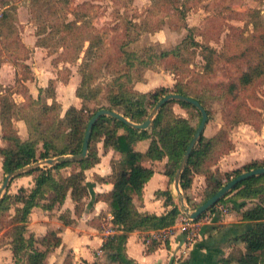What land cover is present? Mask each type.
<instances>
[{
  "label": "rangeland",
  "instance_id": "obj_1",
  "mask_svg": "<svg viewBox=\"0 0 264 264\" xmlns=\"http://www.w3.org/2000/svg\"><path fill=\"white\" fill-rule=\"evenodd\" d=\"M5 8L9 17L2 20ZM263 33L264 0H0V98L15 104L12 114L18 118L32 112L37 115L43 103L51 105L53 100L56 105L49 117H63L69 107L80 109L83 104L76 89L84 73L89 82L80 91L89 99L83 115L88 124L90 115L108 106L104 97L110 80L126 69L123 52H134L144 62L150 55L146 68L135 61L133 88L153 92L164 87L170 94L176 83L185 85L191 96H205L209 111L205 135L224 129L237 146L236 154L254 152L261 144L255 133L264 124V75L247 87L239 85L238 78L256 58L264 60V46L252 43ZM186 38L198 45L182 50L181 58L156 59L155 55L172 50ZM204 47L214 50L217 58L209 74H203ZM231 83L238 86L229 92ZM173 108L188 117L178 105ZM236 120L240 122L234 125ZM94 147L98 153L101 143L93 142ZM229 160L221 162L229 165ZM45 166L49 167L40 168ZM74 168L61 173L66 176ZM0 174L1 187L5 176ZM36 174L14 178L6 190L13 195L19 188H29ZM87 176L90 184V171ZM175 202L179 206L178 196ZM65 208L56 207L53 214L41 209L47 213L40 221L46 217L58 224L61 214L69 217ZM82 215L78 219L83 220ZM5 221L0 218V245L8 241ZM141 241L149 248L154 239L144 235ZM71 254L68 249H56L47 264H63L68 255L73 262L82 261ZM9 262L8 254L1 252L0 264Z\"/></svg>",
  "mask_w": 264,
  "mask_h": 264
},
{
  "label": "trees",
  "instance_id": "obj_2",
  "mask_svg": "<svg viewBox=\"0 0 264 264\" xmlns=\"http://www.w3.org/2000/svg\"><path fill=\"white\" fill-rule=\"evenodd\" d=\"M7 17H9V10L5 8L1 18L5 20ZM256 31H259L258 25H256ZM252 43L253 47L259 44L264 46V33L261 37L254 38ZM197 45L193 39L186 38L172 50L163 51L155 57L156 59L181 58L182 50ZM203 51L205 54L202 56L206 63L203 74H209L217 58L214 50L204 47ZM123 54L126 56L124 61L126 69L108 83L104 97L108 106L103 108L116 111L133 123H142L157 102L169 92L164 87L146 93L135 90L133 88L135 78L131 72L134 63L137 61L146 68L150 66L152 56L149 55V60L144 62L134 52L124 51ZM263 75L264 60L256 58L254 63L250 64L240 75L238 83L242 87H247ZM88 82L89 80L83 73L80 85L76 89V96L83 101V104L80 109L69 107L63 117L60 115L49 117L48 112L56 105L53 100L51 105L43 103L37 110V115L32 112L26 116L18 115V118L17 115L12 114L15 104L3 96L0 98V121L3 140L6 143L5 146H0L3 176L41 160L75 156L81 152L87 126L83 120L87 109L84 103L89 99L87 94H83L80 90ZM237 86L231 83L229 92ZM170 92L196 99L206 110L207 120L209 119L205 96H191L185 85L181 83H176ZM39 100H41L40 94L38 100L34 102L39 104ZM174 105L186 110L188 117L177 114L174 111ZM193 113L197 116L195 117ZM92 116L88 117L89 120ZM15 118L24 121L28 131L27 139L22 140L18 137L13 126ZM200 119V113L196 108L186 102L178 101H170L163 105L146 130H136L116 119L102 116L92 128L87 156L83 160L56 163L44 168L36 167L18 176L37 173L31 185L28 186L29 188H19L13 195L6 190L0 200V218L2 220L6 218L5 233L8 236L7 243L3 245H8L11 250L12 264H47L50 254L61 246L62 240L58 230H49L40 237L30 232L27 225L29 216L35 208L52 211L56 207H61L68 196L74 204L75 215L79 216L82 213L86 203L85 199L90 196L85 171L94 167L100 160L95 147L93 149V142H100L103 150L112 149L119 155L118 160L110 161L109 176L97 178V181L112 184V189L108 193L95 195L94 201L101 199L108 204L112 216L111 222L116 227V233L104 240L101 251L106 255L108 264H137L126 253L125 245L128 235L135 231L155 232L169 228L174 225L179 216H182L168 188L156 193L164 197V205L168 207L166 212L157 215L139 211L134 199H142L144 185L154 175L153 168L146 165V162L162 161L165 158L167 162L164 166V175L168 177L169 182H172ZM239 122L240 120H236L234 125ZM135 135L139 141H148V147L144 153H139L133 148ZM234 149L226 130L219 129L207 136L204 128L179 180L184 199L193 209L199 207L234 177L243 172L264 167V160H255L231 172L220 173L217 169L214 172L213 168L220 158ZM71 166H75L74 170L66 176L62 175L61 170ZM199 174L206 178V189L200 202L196 204L192 202L190 191L195 175ZM237 201L240 202L238 206L233 203ZM247 201L251 203V206L247 207ZM217 205L231 206V209L240 213V221L251 223L249 229L234 238L235 242L239 241L243 244L245 251L222 258L221 263L264 264V174L238 183L199 219L207 213H212ZM11 210H13L12 214H10ZM59 219L63 225L73 223L70 215L67 217L61 214ZM159 243L152 241L149 250L156 248ZM63 264H74L73 256H66Z\"/></svg>",
  "mask_w": 264,
  "mask_h": 264
},
{
  "label": "crops",
  "instance_id": "obj_3",
  "mask_svg": "<svg viewBox=\"0 0 264 264\" xmlns=\"http://www.w3.org/2000/svg\"><path fill=\"white\" fill-rule=\"evenodd\" d=\"M2 73L3 71L0 69V78ZM134 89L137 90L135 87ZM13 126L20 139L24 140L28 138V131L23 120L14 119ZM258 130L259 132L255 133V135L257 139L260 140L261 144L257 151L242 152L241 154L239 152V154H236L237 146H235L232 152L220 158L217 165L213 168L214 172L215 169L220 173L231 172L252 161L264 160V124L262 126L260 125ZM136 137L135 135V138ZM135 138H133V148L139 153H144L148 147V141H138V139ZM5 145L6 143L3 140V130L0 121V146L3 147ZM98 155L100 158L99 162L94 165V167L85 171L86 182L88 183L87 175L89 171L93 179L90 184L88 183L90 196L85 200L88 201L90 197H93V199L90 204H85V208L82 211V218L84 221L78 219L82 213L79 216L75 215L74 204L68 196L62 206L66 207L65 209L68 211L71 220H73L71 225H63L59 217L57 219L58 224L50 222L46 217L43 218V221H40L45 215L44 213H47V211H42L40 208H35L31 212L27 224L29 231L36 237L45 235L49 230H58L62 244L57 249H68L72 255H76L75 260L82 259V261L85 262L84 264H108L106 255L101 251V246L108 236L116 233V227H114L111 222L112 216L108 204L101 199L94 201V197L95 195L106 194L112 189L111 183L97 181V178H106L109 176L111 173L110 161L112 159L118 160L119 155L112 149L103 150L102 146ZM226 158H229V161H231L229 165L221 162ZM235 159H241L243 163L240 164L237 160L234 161ZM166 162L167 160L165 158L162 161L146 162V165L153 168L154 175L144 185L142 199H134V203L139 211L160 215L168 210V207L164 205V197L156 195L158 191H163L167 188L170 190L171 182H169L168 177L164 175V166ZM0 172H2L1 158ZM205 189V176L202 174L195 175L190 191L193 203L196 202V204H198V202H200ZM175 200L176 199L173 198L174 202ZM233 203L238 206L240 202L237 201ZM175 204L178 206L176 202ZM249 206H251V203L247 201V207ZM225 209V214H214L210 221L201 222L198 230V240L192 246L185 247L183 245L185 238L180 232L182 216H179L171 229H169L166 244V241L160 242L156 248L149 250L147 242L145 245V243L141 241V237L146 235V237L149 236L153 238V232L135 231L128 235L125 245L126 253L130 258L135 260L137 264H222V258H227L232 254L234 255L245 251L243 244L239 241L235 242L234 238L244 233L251 226L250 222L240 221V213L231 209V206H225ZM50 212L51 214L54 213L53 210ZM90 221L96 225L90 223ZM99 224L101 227H98ZM1 252L8 254L9 264H12V253L9 246L0 245V253ZM94 252H96V256ZM94 256L96 258H94ZM82 261H79V263L74 261V264H80ZM230 264L237 263L231 262Z\"/></svg>",
  "mask_w": 264,
  "mask_h": 264
},
{
  "label": "water",
  "instance_id": "obj_4",
  "mask_svg": "<svg viewBox=\"0 0 264 264\" xmlns=\"http://www.w3.org/2000/svg\"><path fill=\"white\" fill-rule=\"evenodd\" d=\"M170 101L186 102L188 104H191L194 108H196L199 111L200 116H201L199 125H198L197 129L195 130L193 138H192L190 144L188 145V147H187V149L183 155V158L181 159V162L178 166V169H177V171L173 177V180L171 182V185H170V191H171L173 198L176 199V197L178 196V198L180 200L179 209H180L182 214H184L186 217H188L192 220H198L210 208L214 207L238 183H240V182H242V181H244L250 177H254L257 175L264 174V167H259V168H255V169L243 172L240 175H238V176L234 177L233 179H231L230 181H228L213 196H211L209 199H207L199 207H197L196 209H193V210L190 209L185 202L182 191L180 190L179 180H180V175H181L183 169L185 168V166L188 162L191 151L194 148L195 144L198 142L200 135L206 126L208 116H207L206 110L201 106V104L196 99L191 98V97H187V96H183L180 94L170 93V94L163 96L161 98V100H159L157 102V104L153 107V109L148 114L147 118L142 123H133L128 118H125L123 115L119 114L116 111H111V110L105 109V108L99 109L98 111H96L93 114V116L90 118V120L86 126L85 134L83 137L82 149L78 155L61 156V157H57V158L46 159V160H43L41 162H36L32 165L17 169L15 171H13L12 173L5 175L3 183L1 184V187H0V200L3 197L4 192L6 191L11 180H13L14 178L24 174L25 172H28V171L36 168V167H40L41 165L53 166L56 163L83 160L87 156L89 140H90L92 128H93L94 124L96 123V121L100 117L106 116V117L116 119V120L122 122L123 124L133 128V129H136V130H146L149 128L153 119L159 113L162 106L165 105L167 102H170Z\"/></svg>",
  "mask_w": 264,
  "mask_h": 264
},
{
  "label": "built area",
  "instance_id": "obj_5",
  "mask_svg": "<svg viewBox=\"0 0 264 264\" xmlns=\"http://www.w3.org/2000/svg\"><path fill=\"white\" fill-rule=\"evenodd\" d=\"M226 209L225 206L222 205H217L212 213H207L204 217L198 220H192L188 217H186L184 214H182V219H181V225H180V232L184 236V246H192L194 245L197 240H198V230L200 227L201 222L204 221H210L212 216L214 214H225ZM172 227V226H171ZM171 227L160 230V231H155L153 232V238L155 241L158 242H165L168 239V234H169V229Z\"/></svg>",
  "mask_w": 264,
  "mask_h": 264
}]
</instances>
